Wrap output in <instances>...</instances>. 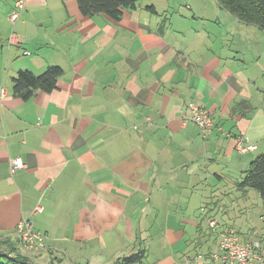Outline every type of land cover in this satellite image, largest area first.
I'll use <instances>...</instances> for the list:
<instances>
[{
    "label": "crops",
    "instance_id": "crops-1",
    "mask_svg": "<svg viewBox=\"0 0 264 264\" xmlns=\"http://www.w3.org/2000/svg\"><path fill=\"white\" fill-rule=\"evenodd\" d=\"M15 1L0 0V238L31 217L37 264H196L218 251L217 219L264 250V199L241 186L264 155V32L217 0H137L119 20L26 0L13 23ZM53 66L52 92L15 96L20 71ZM190 102L214 119L206 137Z\"/></svg>",
    "mask_w": 264,
    "mask_h": 264
},
{
    "label": "trees",
    "instance_id": "trees-1",
    "mask_svg": "<svg viewBox=\"0 0 264 264\" xmlns=\"http://www.w3.org/2000/svg\"><path fill=\"white\" fill-rule=\"evenodd\" d=\"M84 16L106 15L119 20L125 9H135L137 0H77ZM219 5L240 22L251 24L264 32V0H217ZM64 74L61 67H49L42 75L20 71L13 79L16 97L28 100L37 91L52 92ZM241 186L250 187L264 199V155L257 157L246 171ZM7 247V252L3 247ZM13 238H0V264H37L23 256ZM10 253L14 255H9ZM144 253L139 252L116 260L114 264H142ZM53 264V263H51Z\"/></svg>",
    "mask_w": 264,
    "mask_h": 264
},
{
    "label": "built area",
    "instance_id": "built-area-1",
    "mask_svg": "<svg viewBox=\"0 0 264 264\" xmlns=\"http://www.w3.org/2000/svg\"><path fill=\"white\" fill-rule=\"evenodd\" d=\"M25 8L26 0H16L10 12V20L13 23L19 21ZM9 42L12 45H17L19 43L18 36L12 33ZM25 54L30 55L29 52ZM0 93L1 97L7 95L4 88L1 89ZM187 108L190 111L187 121L193 122L198 127L201 136L206 137L213 130L215 124L211 113L194 102L188 103ZM256 148L253 145L247 147V149L252 151ZM11 169L12 171L26 169V163L20 157L14 158L11 160ZM43 210L42 206H37L33 214L38 215ZM208 225L211 229L217 230L220 233L218 251L211 257H207L203 253H198L194 259L196 264H208L211 261H220L223 264H264V250L258 252L262 248L259 241L243 243L234 228L221 231L217 219H210ZM17 237L22 250L30 255L39 254L45 248L44 237L36 230L35 222L31 217L22 219L19 222L17 225Z\"/></svg>",
    "mask_w": 264,
    "mask_h": 264
},
{
    "label": "rangeland",
    "instance_id": "rangeland-1",
    "mask_svg": "<svg viewBox=\"0 0 264 264\" xmlns=\"http://www.w3.org/2000/svg\"><path fill=\"white\" fill-rule=\"evenodd\" d=\"M13 241H15V243L18 245L19 250H17V253L20 251V253H21L23 256L28 257V258L30 259L31 262H34V261H35V260H34V257H33L34 255L32 256V255H30V254H28V253H26L25 251L22 250L19 241H17V240H13ZM3 250H4L5 252H7V247L4 246V247H3ZM9 255L12 256V255H14V254L10 253ZM35 255H36V254H35Z\"/></svg>",
    "mask_w": 264,
    "mask_h": 264
}]
</instances>
